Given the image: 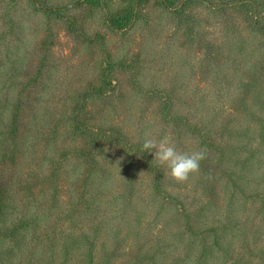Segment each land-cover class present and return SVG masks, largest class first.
<instances>
[{"label":"trees","instance_id":"1","mask_svg":"<svg viewBox=\"0 0 264 264\" xmlns=\"http://www.w3.org/2000/svg\"><path fill=\"white\" fill-rule=\"evenodd\" d=\"M51 2L30 0L25 17L44 11L104 61L59 96L49 44L24 70L9 42L23 24L15 32L0 13V264H264V0ZM85 7L103 12L110 36L146 39L171 23L187 83L135 86L142 68L113 60ZM145 134L203 150L199 172L172 180L142 149Z\"/></svg>","mask_w":264,"mask_h":264},{"label":"rangeland","instance_id":"2","mask_svg":"<svg viewBox=\"0 0 264 264\" xmlns=\"http://www.w3.org/2000/svg\"><path fill=\"white\" fill-rule=\"evenodd\" d=\"M12 1L0 0L3 2L0 3V13L7 9L13 14L15 22H17L14 25V31L16 32L17 29L21 31L20 26L23 24L24 35H19L18 41L15 38L9 41L16 47L11 51L13 56L11 59L26 57L23 61V68L28 72L29 70L33 71L40 61L44 47L49 44L50 48L47 50V54L48 64L53 66L50 69L54 79L52 88L57 91L59 96L65 92L74 91L82 82L90 81L96 76L104 61V55L100 48L88 50L68 33L65 25L48 20L44 11L34 12V16L31 18L25 17L24 11L30 12L31 10L30 0H16L18 3L15 7L9 4ZM50 1L53 3L54 0ZM120 1L113 0L116 5ZM42 4L43 0H40L38 6L41 7ZM113 8L117 7L113 6ZM77 12L72 11L73 14H77ZM80 14L84 18H88L87 23L91 25V29L88 30L90 34L97 31L106 36L107 41L109 40V46L114 51V61L119 59L127 64H136L137 67L142 68L141 76L133 80L135 86H141L143 90L154 85L159 89H168L171 85L169 79L172 76L177 78V82L185 81L187 83V46L180 34H172L174 26L171 23H168L166 27L168 30L160 35H150L146 39L139 29L130 32L126 37L121 34L110 36L109 31L104 28L102 23L103 12H93L90 7H85ZM154 16H157L158 20L155 21V24H159L161 30L168 20L164 16H158V12ZM5 24L6 22L0 24V31L7 29ZM0 43L2 42L0 41ZM23 46L28 54L25 53ZM21 69L22 67L18 71L19 73ZM122 76L126 84L129 74L125 73ZM241 80H244L243 76ZM185 85L187 86V84ZM127 90L129 91V88ZM184 90V93L187 94V87ZM236 92L238 94L239 91L236 90Z\"/></svg>","mask_w":264,"mask_h":264},{"label":"clouds","instance_id":"3","mask_svg":"<svg viewBox=\"0 0 264 264\" xmlns=\"http://www.w3.org/2000/svg\"><path fill=\"white\" fill-rule=\"evenodd\" d=\"M142 149L153 153L154 160L165 167L170 178L177 183L187 182L192 174L199 172L200 162L206 158L203 150L191 153L178 151L167 135L156 140L145 134Z\"/></svg>","mask_w":264,"mask_h":264}]
</instances>
